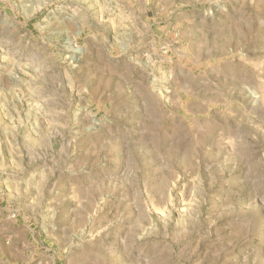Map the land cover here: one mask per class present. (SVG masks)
I'll list each match as a JSON object with an SVG mask.
<instances>
[{
    "label": "rangeland",
    "instance_id": "374dc122",
    "mask_svg": "<svg viewBox=\"0 0 264 264\" xmlns=\"http://www.w3.org/2000/svg\"><path fill=\"white\" fill-rule=\"evenodd\" d=\"M0 264H264V0H0Z\"/></svg>",
    "mask_w": 264,
    "mask_h": 264
}]
</instances>
